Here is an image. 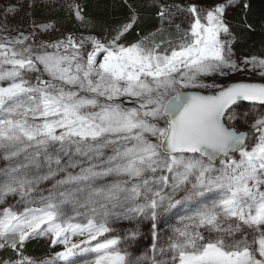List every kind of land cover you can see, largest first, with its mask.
I'll return each instance as SVG.
<instances>
[{"label":"snow or ice","instance_id":"1","mask_svg":"<svg viewBox=\"0 0 264 264\" xmlns=\"http://www.w3.org/2000/svg\"><path fill=\"white\" fill-rule=\"evenodd\" d=\"M225 7L218 4L208 10L204 23L192 5L188 9L194 17L190 36L162 51L164 41L151 47L142 41L120 43L132 23L106 42L92 37L77 42L68 36L39 45L41 51L31 45L18 51L16 45L29 39L23 34L0 42V82H7L6 87L0 86L4 158L12 159L34 146L36 151L26 158L31 161L45 155L49 173L38 179H48L55 175L50 146L59 145L54 160L59 171L66 170L59 167L61 154L69 157L67 167L75 168L79 162L73 161V155L92 161L103 157V149L111 148L113 154L102 166L81 167L79 174L57 181L58 185L88 182V187L75 189L86 192L83 203L75 201L81 207L130 202L134 205L131 211L143 212L147 207L155 219L156 210L165 203L168 207L181 203L174 196L188 184L191 191L184 200L214 193L210 202L186 217L195 225L192 230L187 224L176 230L178 236L169 244V261L154 259L153 264H264V117L252 125L251 145L247 133L224 123L226 116L232 119L230 110L238 101L264 106V84L221 87L200 80L217 72L227 75L225 69L241 71L230 58V41L220 39L222 33L230 35L224 23ZM76 15L83 19L78 6ZM86 43L91 51L84 50ZM48 47L56 51L44 50ZM244 63L264 69V59L253 57ZM26 74H32L36 83ZM45 74L48 79L43 78ZM260 74L264 76V71ZM217 87L220 90L209 95L183 91ZM125 102L132 106L126 107ZM231 153H238L239 159H232ZM220 157L224 159L216 168ZM113 175L127 179L106 187L90 186L98 178ZM129 181H134L131 187ZM33 184L26 174L25 178L12 176L0 186V196L19 193L22 200H31ZM169 185L171 191L165 192ZM58 194L64 199L57 201L50 193L41 199L42 207H26L19 214L10 208L3 210L0 248L10 247L21 256L4 264H75L73 257L86 252L95 254L86 264H129L124 255L112 251L116 239L100 241L110 231L105 222L73 223L61 209L62 203L73 200V193ZM139 199L146 203L137 204ZM39 236H49L50 243L63 245V250L41 262L23 256L25 242ZM77 236L81 239L74 241Z\"/></svg>","mask_w":264,"mask_h":264},{"label":"rangeland","instance_id":"2","mask_svg":"<svg viewBox=\"0 0 264 264\" xmlns=\"http://www.w3.org/2000/svg\"><path fill=\"white\" fill-rule=\"evenodd\" d=\"M84 0H0V42L6 40H12L14 38L28 36L29 39L24 42V45H16V49L19 51L23 47L31 45L35 51H41L39 45H51L57 41H64L66 37L72 36L77 42L83 38L92 37L106 42L112 39L116 35L117 29L111 34L97 35L93 32V25L87 23L83 18L80 19L76 16L77 24L82 29L73 30L67 29L55 22H52L50 14L43 18H36L33 15L35 11L46 10L47 12H55L60 9H68L76 14L77 5L78 9L80 4ZM128 3H157L160 10V24L159 27L136 42H143L144 46L151 47L153 44H161V41L166 43L161 44L160 50L165 47L177 46L182 42H185V37L190 36V25L194 22L192 13L188 10L192 5L197 8L198 14L201 16L202 22L206 23L203 19L205 13L208 10L213 9L218 4H225L224 23L228 25L230 35L221 34L220 39L222 41H230V58L235 61L241 71L228 72L227 75H220L219 72L213 73L209 76H202L200 80L205 84H216L224 87L230 82L236 80H249V81H261L264 82V76L260 73L264 71L259 67H254L253 64H245V60H251L255 57L257 60L264 59V56H257L253 54L239 55L232 49V43L234 36L231 32L230 24L228 21V14L231 8L237 4L239 0H233L231 4L228 0H124ZM9 8H13L14 11H8ZM80 12V10H79ZM161 12L164 13L161 16ZM81 16V12H80ZM83 17V16H82ZM44 26H49L47 30H43ZM125 34V33H124ZM167 42H170L168 44ZM120 43L125 45H131L127 41H121ZM48 52H55L56 49L48 47L44 49ZM84 50L91 51L90 43L84 45ZM63 52V49L60 50ZM83 51V50H82ZM11 68L10 65L4 66ZM42 68V66H41ZM26 78L30 79L33 84L36 80L32 74H26ZM48 79L47 75L43 77ZM0 86H7V82H0ZM220 89L217 88H200L195 89L203 92H214ZM191 90V89H184ZM241 103H237L230 110L232 119L229 120L227 116L224 119V123L237 131H246L248 134L247 143L251 145L253 143V137L255 135L252 125L255 121L261 117H264V106L255 104H245L241 106ZM125 106H132L125 102ZM2 116V114H0ZM162 124V122H161ZM155 142V138H151ZM26 147V146H22ZM36 151L35 147H28L26 152L21 153L13 157L12 159H5L7 154L3 148H0V186L8 182L9 178L16 176L18 178H26L34 181L33 192L31 200L28 198L21 199V195L9 194L7 196H0V214H2L5 208H10L16 213H22L26 207H42L41 199L46 198L51 193L57 201H61L64 198L59 196V192H72L73 200L61 204V209L66 217H71L73 223L86 224L89 219H93L97 222H105L110 228V231L103 237H100L102 242L105 239H116L118 243L113 246V252H119L126 257V261L129 264H153L154 259L156 261H169L170 259V242L178 236L177 229L183 228L185 224L189 226V230H192L195 225L186 219L191 216L196 209L202 203H208L214 198V193L205 192L203 196L195 197L192 200H184L183 197L191 191V184L186 185V190L180 191L174 196V201H181L179 204H174L172 207H168L165 203L163 208L157 209V216L155 219L151 216V210L144 208L143 212L131 211L134 207L130 202L107 204L105 208L99 206H85L81 207L80 203L84 202L85 193L77 192L75 189L78 187L86 188L89 186L87 181L80 182L79 185L67 184L58 185L57 181L64 179L68 174L77 175L80 173V168H87L92 164L102 166L103 162L107 161V157L112 155V149H103L104 155L101 158L89 161L86 157L73 155V161H78L79 164L75 168H68L67 163L69 157L61 154L60 168H65V171H59L58 166L54 163L56 154L59 151V145L50 146L48 155L53 159L51 165L52 170L55 172L54 176H49L48 179H38L39 177L47 176L49 173L48 158L45 155L35 156L34 160H29L28 156H31ZM192 155V154H186ZM232 159H239L238 153H231ZM224 159L220 157L215 162V167L220 168L219 160ZM39 165V166H37ZM15 169L16 171H13ZM97 170H100L98 167ZM165 175H171L167 172ZM159 175V173H158ZM123 176H110L98 178L91 187H106L115 182H123L126 180ZM134 181H129L128 187ZM170 192L171 187L164 190ZM32 201H35L34 203ZM75 201H80L76 203ZM137 204H145L146 201L139 199ZM95 208V211L93 210ZM201 232L204 229H199ZM81 237H73L74 241L80 240ZM93 244L96 241L92 242ZM33 244L35 247H39V252L31 254L26 252V248ZM83 247V245H82ZM161 249H164V253L161 254ZM63 245L53 246L50 243L49 236L33 237L25 242L24 247L21 249L23 256L29 257L37 262L47 261L50 258H54L56 252L62 251ZM20 253L13 250L10 247L0 248V264H4L5 261L13 262L20 259ZM95 258L94 253H77L73 260L75 264H86Z\"/></svg>","mask_w":264,"mask_h":264},{"label":"trees","instance_id":"3","mask_svg":"<svg viewBox=\"0 0 264 264\" xmlns=\"http://www.w3.org/2000/svg\"><path fill=\"white\" fill-rule=\"evenodd\" d=\"M80 4L81 16L93 25L97 35L111 34L128 23L132 27L121 37V41L136 42L146 34L155 31L160 24V10L157 3H128L124 0H84ZM245 5H248L246 8ZM78 6V5H77ZM50 14L52 22L67 29L77 30L76 14L68 9L55 12L35 11L36 18ZM134 21V23H133ZM231 32L234 36L232 49L236 54L264 56V0H239L228 14ZM83 30V29H82ZM241 106H246L244 103ZM26 252L35 254L39 247L33 244Z\"/></svg>","mask_w":264,"mask_h":264},{"label":"water","instance_id":"4","mask_svg":"<svg viewBox=\"0 0 264 264\" xmlns=\"http://www.w3.org/2000/svg\"><path fill=\"white\" fill-rule=\"evenodd\" d=\"M234 83H257V84H264V82H261V81L236 80V81H233V82L228 83L224 87L230 86L231 84H234ZM219 90L220 89H218V90H216L214 92H203V91H198V90H195V89L183 90V91H187V92H198V93L203 94V95H209V94H214V93L218 92ZM237 103L253 104L252 102H249V101H238ZM255 105H259V104H255ZM259 106H261V105H259ZM229 128H232V127H229ZM238 132H245V133H247L246 131H238Z\"/></svg>","mask_w":264,"mask_h":264}]
</instances>
